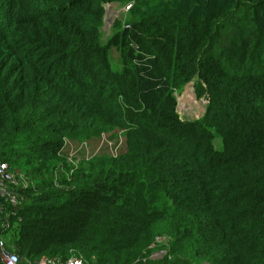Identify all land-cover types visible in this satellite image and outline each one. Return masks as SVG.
<instances>
[{
	"label": "trees",
	"instance_id": "obj_1",
	"mask_svg": "<svg viewBox=\"0 0 264 264\" xmlns=\"http://www.w3.org/2000/svg\"><path fill=\"white\" fill-rule=\"evenodd\" d=\"M0 163L18 264H264V0H0Z\"/></svg>",
	"mask_w": 264,
	"mask_h": 264
},
{
	"label": "rangeland",
	"instance_id": "obj_2",
	"mask_svg": "<svg viewBox=\"0 0 264 264\" xmlns=\"http://www.w3.org/2000/svg\"><path fill=\"white\" fill-rule=\"evenodd\" d=\"M124 15V10L122 7H118L115 5H106L105 13H104V22L102 26V34L103 37L106 38L111 33V25L115 19H120ZM115 57V54L112 53ZM205 109V101L201 99H197L192 84L187 85L184 90L177 96V105L176 111L181 120L190 121L200 118ZM121 146V141L119 138L115 136H110L109 138H105L103 140H96L89 143L83 144H73L70 145V148H65L64 152H66V160L69 164H77V161L80 160V157L87 158L89 156L98 155L101 153H114L119 152L118 147ZM56 173L61 174V170L56 171ZM12 179H16L13 173L10 174ZM29 177L28 172H23L20 178L25 179ZM18 179H16L17 181ZM164 238H157L154 242L158 243L163 241ZM206 264V263H204Z\"/></svg>",
	"mask_w": 264,
	"mask_h": 264
},
{
	"label": "built area",
	"instance_id": "obj_3",
	"mask_svg": "<svg viewBox=\"0 0 264 264\" xmlns=\"http://www.w3.org/2000/svg\"><path fill=\"white\" fill-rule=\"evenodd\" d=\"M12 182V177L8 172V166L0 163V195L7 194L5 184ZM1 257L4 264H18L16 255L5 251L2 241L0 240ZM65 264H83L79 258H70Z\"/></svg>",
	"mask_w": 264,
	"mask_h": 264
},
{
	"label": "clouds",
	"instance_id": "obj_4",
	"mask_svg": "<svg viewBox=\"0 0 264 264\" xmlns=\"http://www.w3.org/2000/svg\"><path fill=\"white\" fill-rule=\"evenodd\" d=\"M109 5H110V4H109ZM126 8H128V6H127ZM176 113H177V111H176ZM177 114H178V113H177ZM71 258H74V257H71ZM75 258H79V257H75ZM79 259H80V258H79ZM68 260H69V259H68ZM68 260H67V261H68ZM80 260H81V259H80ZM67 261H66V262H67ZM81 261H82V260H81ZM82 263H83V261H82ZM83 264H84V263H83Z\"/></svg>",
	"mask_w": 264,
	"mask_h": 264
}]
</instances>
